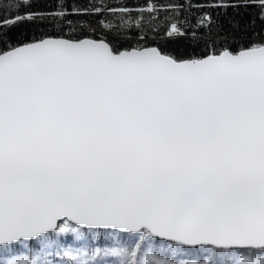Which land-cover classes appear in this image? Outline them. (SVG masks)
Returning a JSON list of instances; mask_svg holds the SVG:
<instances>
[{
	"label": "snow or ice",
	"instance_id": "obj_1",
	"mask_svg": "<svg viewBox=\"0 0 264 264\" xmlns=\"http://www.w3.org/2000/svg\"><path fill=\"white\" fill-rule=\"evenodd\" d=\"M58 8L0 0V264H264V0Z\"/></svg>",
	"mask_w": 264,
	"mask_h": 264
},
{
	"label": "trees",
	"instance_id": "obj_2",
	"mask_svg": "<svg viewBox=\"0 0 264 264\" xmlns=\"http://www.w3.org/2000/svg\"><path fill=\"white\" fill-rule=\"evenodd\" d=\"M63 3L65 6V10L68 12H72L73 8L79 7V8H84L87 7L88 5L92 3H99L100 0H34V3L36 4V10L42 11L45 13L48 12H54L59 10L58 5L60 3ZM107 3L111 4H116L118 0H105ZM157 3L159 4H167V3H179L183 2L186 6L191 3L193 5L198 4V3H205L206 0H156ZM123 3L127 5L128 7H139L144 4V0H123ZM254 11V10H253ZM200 13L198 9L195 7L191 8L190 10L187 9L184 12V15L189 16V18H193L198 16ZM161 15L163 16L164 13L162 12ZM70 19H82V20H87L90 21L92 24V27L96 28V32L92 33L88 29L84 30V33H76V35H91L93 38H99L103 34V29L99 27V25L96 23L98 17L94 15H88V16H81V17H76V16H70ZM39 24V26H35L33 23H23L19 25L16 29V31L23 32L28 35H35L39 36L42 34H58L57 29L55 27V22L52 20H45L43 22H36ZM260 25L257 24V29H259ZM127 43H131L133 46H135V39L132 41H129ZM161 45V46H166V47H172V45H168L166 41L157 38L156 40L151 39V34L149 35V38L147 39V42L145 43V46H155V45ZM194 47V45H189L186 43H181L179 45V51L183 52L185 50L191 51V48ZM203 48L201 47L200 51H202ZM69 239V242H71V239Z\"/></svg>",
	"mask_w": 264,
	"mask_h": 264
}]
</instances>
